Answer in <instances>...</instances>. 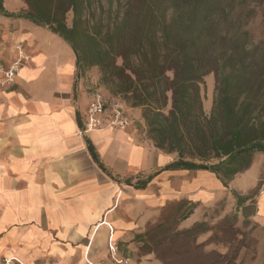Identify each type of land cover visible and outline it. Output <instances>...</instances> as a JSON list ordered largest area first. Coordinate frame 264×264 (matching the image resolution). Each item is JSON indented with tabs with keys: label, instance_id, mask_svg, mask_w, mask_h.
Masks as SVG:
<instances>
[{
	"label": "crops",
	"instance_id": "0c3cea01",
	"mask_svg": "<svg viewBox=\"0 0 264 264\" xmlns=\"http://www.w3.org/2000/svg\"><path fill=\"white\" fill-rule=\"evenodd\" d=\"M15 2L4 0L5 10L25 8ZM16 42L30 59L0 90V264L5 257L23 264H164L139 256L136 236L158 220L174 188L153 180L138 187L135 180L158 172L175 152L158 148L138 122L86 130L92 92L71 45L47 27L0 13V60L16 58ZM182 190L183 197L199 191ZM254 198L249 264H264V184ZM114 246L128 263L114 260Z\"/></svg>",
	"mask_w": 264,
	"mask_h": 264
},
{
	"label": "trees",
	"instance_id": "16d2710c",
	"mask_svg": "<svg viewBox=\"0 0 264 264\" xmlns=\"http://www.w3.org/2000/svg\"><path fill=\"white\" fill-rule=\"evenodd\" d=\"M23 1L26 8L10 12L0 0V13L65 39L77 55L79 73L98 66L115 92L143 107L155 145L177 153L136 186L179 170H208L228 186V178L247 171L254 156L264 154V34L256 42L248 28L263 0H126L109 18L102 0ZM209 73L215 75V98L206 113L201 92ZM249 199L237 195L243 215L254 214ZM173 202L162 207L155 225L136 236L138 242L163 227H174L185 240L213 229L207 220L180 228L199 203L182 198L173 208ZM237 219L238 211L213 227L235 226Z\"/></svg>",
	"mask_w": 264,
	"mask_h": 264
},
{
	"label": "rangeland",
	"instance_id": "374dc122",
	"mask_svg": "<svg viewBox=\"0 0 264 264\" xmlns=\"http://www.w3.org/2000/svg\"><path fill=\"white\" fill-rule=\"evenodd\" d=\"M111 1L102 0L106 11V18H109V15L115 16V11L120 7L122 8L126 0H113L112 6ZM10 3L12 6L17 5L15 0H10ZM110 7L112 8L111 14H109ZM256 10V14L250 20L248 28L251 30L255 41L258 42L264 34V0L260 4H257ZM10 19L13 21L15 18L10 17ZM69 19H71V13L69 14ZM18 43L16 42L15 45ZM86 71L88 72L86 77L90 85L89 90L91 92L98 90L103 94L109 112L112 107L118 105L129 117V125L138 122L141 128L143 127L146 131L147 136L152 138L143 116V107L132 106L123 95L115 92L113 84L111 82L106 83L102 79V73L98 66L89 67ZM201 93L204 110L206 113H210L215 98V75L213 73H209L204 77ZM137 119L142 120V122L136 121ZM176 154L175 152V159L178 157ZM170 175L159 174L155 177V180L153 179V181H157L160 185L167 183L169 184V188H174L171 200H175V202L170 207L175 208L178 200L182 198H191L190 200L199 203L192 215L193 221L190 224H188V221L187 223L186 221L182 222L180 228L191 225L194 220H207L213 229L200 233L196 237L194 235L196 232L189 234L192 240H185V236L174 234V227L169 230H166L164 227L163 229H155L151 233V237L148 234V237L140 240L138 243L139 256L148 255L150 256L149 259H158L161 262L162 259H166L170 264H249L256 248V240L252 232L257 224L253 221V214L248 216L245 212L244 216L241 207L238 208L237 195L241 197L250 196L251 199L248 200V203L255 208L254 197L264 184V154H256L254 156L249 170L228 178V186H224L218 177L208 170L176 171L172 173V177ZM146 177V175H143L141 179H145ZM130 179L127 178L125 182L128 184V181H132ZM138 181L135 180L136 184ZM189 187L192 190L199 189V191L192 192L190 197L180 195L183 191L182 188ZM170 210L172 211V208ZM236 211H238V219L235 226H230V223L227 222L226 226L218 225L216 228L213 227L219 224L221 219L227 214ZM246 219H249L250 223H247ZM157 221L149 223L147 228L150 225H155ZM143 247H146V249L150 247V252L142 250ZM179 249L182 252L187 251L185 256L176 255V253H180Z\"/></svg>",
	"mask_w": 264,
	"mask_h": 264
},
{
	"label": "built area",
	"instance_id": "2783aa9c",
	"mask_svg": "<svg viewBox=\"0 0 264 264\" xmlns=\"http://www.w3.org/2000/svg\"><path fill=\"white\" fill-rule=\"evenodd\" d=\"M17 52L16 58L11 63H5L0 60V90L13 85L19 75V71L30 59V54L23 42L15 45ZM88 119L86 122V130L97 129L106 126L115 128H125L129 125V117L122 109L115 105L110 112L107 108V102L103 94L95 90L92 92V97L88 105ZM112 257L117 262L128 263L126 259L118 257V249L116 246L111 249ZM2 264H23L15 258H3Z\"/></svg>",
	"mask_w": 264,
	"mask_h": 264
}]
</instances>
